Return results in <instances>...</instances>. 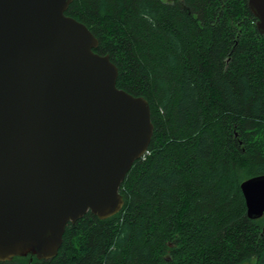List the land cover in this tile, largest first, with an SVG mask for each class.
<instances>
[{
    "label": "trees",
    "instance_id": "16d2710c",
    "mask_svg": "<svg viewBox=\"0 0 264 264\" xmlns=\"http://www.w3.org/2000/svg\"><path fill=\"white\" fill-rule=\"evenodd\" d=\"M65 15L148 102L153 135L117 214L68 224L50 260L0 264H264V216L240 190L264 175V36L247 0H72Z\"/></svg>",
    "mask_w": 264,
    "mask_h": 264
},
{
    "label": "water",
    "instance_id": "95a60500",
    "mask_svg": "<svg viewBox=\"0 0 264 264\" xmlns=\"http://www.w3.org/2000/svg\"><path fill=\"white\" fill-rule=\"evenodd\" d=\"M72 0H0V262L55 257L68 224L123 206L120 186L153 135L142 97L116 87ZM264 36V0H247ZM264 216V175L240 185ZM264 232V229H263Z\"/></svg>",
    "mask_w": 264,
    "mask_h": 264
}]
</instances>
